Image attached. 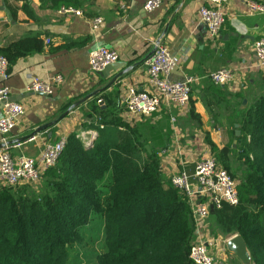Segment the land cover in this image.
Instances as JSON below:
<instances>
[{
	"label": "trees",
	"instance_id": "1",
	"mask_svg": "<svg viewBox=\"0 0 264 264\" xmlns=\"http://www.w3.org/2000/svg\"><path fill=\"white\" fill-rule=\"evenodd\" d=\"M19 1L34 17L30 1ZM90 1L41 0L55 10H83ZM45 47L41 38L30 37L0 46V56L10 70L18 59ZM262 72L261 91L250 96L245 107L241 104L247 95L239 92L229 98L224 86L211 83L205 96L215 123L241 130L236 152L205 132L206 146L236 180L240 196L232 214L225 212L230 205L214 210L212 229L241 235L254 264H264ZM100 112L96 125L89 126L98 132L92 144L71 134L57 164L46 169L36 185H0V264H82L73 254L85 242L92 244L85 264H194L190 253L196 219L186 193L162 170L164 145L157 143L149 152L151 141L140 134L146 125L124 121L123 128L121 117L110 109ZM188 113L196 128L203 129L192 98ZM235 157L242 164L240 174L233 168ZM94 221H101L102 230L86 232Z\"/></svg>",
	"mask_w": 264,
	"mask_h": 264
},
{
	"label": "crops",
	"instance_id": "2",
	"mask_svg": "<svg viewBox=\"0 0 264 264\" xmlns=\"http://www.w3.org/2000/svg\"><path fill=\"white\" fill-rule=\"evenodd\" d=\"M29 1L34 17L22 8L23 1L0 0L1 47L30 37H39L46 44L42 52L14 62L6 82H1L0 79V86L9 88L12 100L21 102L25 107L18 125L6 136L9 144L7 147L15 157L26 155L36 158L47 144L73 133L85 144H90L98 136V132L89 126L96 125L101 116L100 111H104V114L110 109L115 117L126 116L123 100L127 87L132 85L141 90L150 88L146 61L155 49V42L159 40L180 57V64L172 72V78H201L193 92L192 102L202 114V131L210 132L211 127L213 130L218 127L207 110L205 98L208 97L207 88L212 85L209 80L212 72L224 67L240 69L238 78L223 89L229 98L239 92L247 95V102L244 103L243 100L241 107L247 106L249 97H255L261 91L260 79L263 72L257 66L254 43L264 38V15H246L244 0H229L225 4L227 21L216 39L209 37L207 26L199 18L198 11L206 0H165L160 8L153 11L144 9L147 0H91L84 6L83 16L61 14L59 10L43 5L41 0ZM97 16H101L104 23L98 29H93L92 20ZM98 47L113 48L120 54L119 62L122 66L108 76L100 73L96 75L90 71L89 56ZM122 71L126 74L113 86L76 106L63 119L58 120L75 103L92 92L103 89ZM57 74L63 75L64 81L56 86L52 95L28 91L33 76L49 80ZM223 104L226 102L222 106ZM188 112L189 110L163 107L160 112L145 117L150 118L153 123L168 119V122H163L166 128L159 132L161 137H150L151 144L146 146L148 151L151 152L152 146L157 143L164 147L177 145L176 137L172 139L168 133L172 117H177L183 127L196 128V123L190 119ZM57 120L56 124L26 139L38 128ZM88 137L92 141L88 142ZM197 138V134L182 138L181 146L173 149L163 159V172L170 176L179 170L188 169L193 174L196 158L200 157ZM212 138L216 142L214 136ZM1 143L3 138L0 134ZM235 235L236 233H231L226 237ZM217 252L224 264H234L233 253L222 242L218 244ZM233 261L240 264V260Z\"/></svg>",
	"mask_w": 264,
	"mask_h": 264
},
{
	"label": "built area",
	"instance_id": "3",
	"mask_svg": "<svg viewBox=\"0 0 264 264\" xmlns=\"http://www.w3.org/2000/svg\"><path fill=\"white\" fill-rule=\"evenodd\" d=\"M228 1L206 0L198 11L200 21L207 26L211 39L218 38L226 24L225 4ZM164 2L165 0H147L144 9L146 11L156 10ZM244 4L246 15H264V2L244 0ZM59 12L66 15H84L83 10L72 7H63L59 9ZM103 23L104 19L101 16L93 18V29H98ZM254 50L258 58L257 66L261 71H264V38L254 43ZM119 60L120 54L117 50L98 47L90 53V71L97 75L107 66L118 63ZM180 61V57L173 54L162 40L155 42L154 54L146 61L150 88L141 90L132 85L127 87L123 105L128 117L136 119L150 117L160 112L163 107L179 109L180 111L189 110L192 93L201 78L197 76H186L183 79L172 78V72L179 66ZM239 70L231 67L220 68L209 75V80L217 86H226L238 78ZM9 77V62L5 57L0 56L1 82H6ZM63 81L64 77L61 74L53 75L49 80L33 76L28 85V91L52 95L56 86ZM0 106L2 110L0 134L5 144L0 149V185H36L45 170L57 164L67 143V137L47 144L41 155L36 158L26 155L15 157L7 147L6 136L18 125L25 112V107L21 102L12 100L11 92L5 85L0 86ZM197 160L193 174L186 169L172 174L174 184L183 190L188 197L198 228L196 229L198 238L193 242L190 257L194 264H224L223 259L219 257L217 248L214 249L215 252L212 249L209 237L201 233L203 231L201 226H203V220L208 217L211 209H222L225 205L237 206L239 204L238 184L210 152ZM233 237L225 241L226 246Z\"/></svg>",
	"mask_w": 264,
	"mask_h": 264
},
{
	"label": "rangeland",
	"instance_id": "4",
	"mask_svg": "<svg viewBox=\"0 0 264 264\" xmlns=\"http://www.w3.org/2000/svg\"><path fill=\"white\" fill-rule=\"evenodd\" d=\"M196 88V87H195ZM194 88V90H195ZM194 92V91H193ZM193 95V93H192ZM123 117V118H122ZM121 117V122H123V124L121 125L123 128H126L124 125V121L127 122L128 124H132V126H137L140 125L139 123H141V125H143V127L145 128V125L147 126L148 129L145 128V130H142V132L140 131L141 137L142 138H146L149 137V139L154 138V139H159L161 136L159 134L160 131H162L163 128H166V126L163 124V122H168L166 120H168L166 118V120L162 119L160 121L157 122H152V120L150 118H130L127 115L126 116H122ZM140 119V120H139ZM144 120V121H143ZM144 123V124H142ZM172 123V124H171ZM171 123L169 121V125L171 129H168V133H170L171 138L174 139L175 138V142L177 141V145L173 146V144L170 147H163L162 151L160 153V159H163L168 157V155L171 153V151L175 148H178L181 146L180 141L183 140L182 138H188L189 136H191L192 134H197V147L199 146V151H198V156H203V155H208L209 154V149L206 146L205 143V130H201L198 128H190L188 129V127H186L184 125V127L180 124L181 122L178 121L177 117H172ZM216 129L213 130V128L211 127V135L212 137L214 136V139L216 140V142L218 144H220L221 146H229L232 148V150H234V152H236V148L238 146V139L236 136V129L233 128L232 126H228V125H221L220 123H215ZM179 128V131L177 130ZM197 130V132L195 131ZM151 137V138H150ZM91 137H88V142L92 141V139H90ZM171 143V142H170ZM169 143V145H170ZM199 143V145H198ZM92 144V143H91ZM168 146V145H167ZM153 147V146H152ZM209 151V152H208ZM151 152H153L151 150ZM200 157H197L196 159H199ZM162 161H161V167H162ZM198 161V160H197ZM233 168L235 169V171H237L239 174L242 171V164L240 161H238V158L235 157L234 159V163H233ZM187 171H189L188 169H186ZM228 209L225 211L228 215L232 214V210H236L237 206H232V207H227ZM216 209H211L210 210V214L208 215L207 218H204L205 220H203V226H201V228L203 229V231H201V233L207 237H209V243L212 246V249L214 250L215 248H217L218 244L220 242H222V244L224 246H226L225 241L230 238V236L226 237L228 234L224 233V231L222 230H216V228L214 227V231L212 229V216L215 213ZM222 210V209H221ZM101 227L102 230V223L101 221H94L91 224H89L88 229L86 232H89L91 229L94 231V233L96 231H98ZM196 229H198L196 227ZM102 233V231H101ZM89 234V233H88ZM90 235V234H89ZM226 237V238H225ZM198 238V232H195V237H194V241L195 242ZM222 238V239H221ZM92 246V244L88 245V242L84 243L83 246L81 247H76V251L73 254V257L77 258H81L82 260H84V262L82 264H85V260H87V258L85 257V253H87L88 248ZM215 252V250H214ZM232 253V252H230ZM250 254V252H249ZM234 259L233 260H240V264H254L252 262V257H250V263H245L243 262L241 259H239L235 254H232ZM79 256V257H78ZM251 256V254H250ZM232 262L234 264H239V263H235V261Z\"/></svg>",
	"mask_w": 264,
	"mask_h": 264
},
{
	"label": "water",
	"instance_id": "5",
	"mask_svg": "<svg viewBox=\"0 0 264 264\" xmlns=\"http://www.w3.org/2000/svg\"><path fill=\"white\" fill-rule=\"evenodd\" d=\"M155 50V49H154ZM154 54V51L148 56L151 57ZM121 63H115L112 65L107 66L100 74L103 76H108V74H110L111 72H113L114 70H117L121 67ZM126 74L125 71H122L120 73H117L114 78L103 88V89H99L96 90L94 92H92L91 94L87 95L85 98H83L82 100H80L79 102L75 103L72 107L69 108V110H67L64 114H62V116L58 119L61 120L63 119L73 108H75L76 106L80 105L81 103H84L86 100L98 95L100 92H102L103 90L113 86L122 76H124ZM247 100H244V103H246ZM57 121L49 123L47 125H44L40 128H38V130H36L33 134H31L30 136H27L26 139L28 138H32L34 137L38 132H40L42 129H45L47 127H49L52 124H56ZM236 127L238 128V125H236ZM236 136L240 137L241 136V130L237 129L236 130ZM91 144V143H90ZM89 143L87 145H90ZM9 145V144H8ZM5 146L4 143L0 144V149L3 148ZM147 149L149 150V148L147 147ZM227 247L228 249L235 254L239 259H241L243 262L245 263H250V254H249V250L247 248V244L244 240V238L241 235H236L234 236L231 240L228 241L227 243Z\"/></svg>",
	"mask_w": 264,
	"mask_h": 264
}]
</instances>
